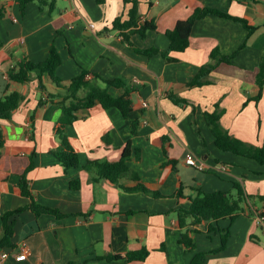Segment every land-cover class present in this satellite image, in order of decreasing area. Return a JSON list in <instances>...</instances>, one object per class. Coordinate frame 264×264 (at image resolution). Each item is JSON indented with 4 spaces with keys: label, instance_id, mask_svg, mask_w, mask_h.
<instances>
[{
    "label": "crops",
    "instance_id": "crops-1",
    "mask_svg": "<svg viewBox=\"0 0 264 264\" xmlns=\"http://www.w3.org/2000/svg\"><path fill=\"white\" fill-rule=\"evenodd\" d=\"M136 1L140 23L152 22L156 30L145 38L132 35L134 47H130L113 29L116 19L128 18L132 4L125 0H56L51 15L37 3L29 4L22 15L15 0H0L6 10L0 19V100L13 92L24 97L12 118L1 121L5 146L0 159V236L2 216L30 204L18 183L31 160L35 168L28 180L36 202L64 215L36 217L31 211L19 215L15 251L27 247L30 254L16 261L13 252L5 264H191L199 252L206 253L204 264H264V224L256 220V215H264V165L221 151L204 117L219 105L224 110L221 125L232 137L255 146L264 144V91L255 100L264 55V0ZM204 8L244 19L257 29L249 35L241 22L208 15L194 24L189 47L169 54L175 62L161 54L149 57L134 51H168L167 33ZM53 45L62 61L56 75L65 85L83 71L89 73V82L101 88L106 86L93 75L107 81L119 79L125 86L107 88L109 93L114 97L129 93L133 102L127 119L116 108L96 106L79 112V120L68 127L67 134L80 165L67 171L53 154L59 146L54 127L62 113L60 99L46 100L62 89L47 76L44 91L35 78L27 83L9 78L23 61H45ZM216 50L232 57L230 63L219 64L209 84L190 87ZM172 97L187 103L175 104ZM133 122L139 123L136 135ZM163 138L167 157L162 145L155 143ZM129 141L133 150L129 167L143 181L156 185L162 198L126 193L87 169L88 161L120 160ZM190 153L205 164L204 171L185 163ZM168 160L176 165L167 164ZM77 180L80 188L74 189L71 183ZM180 182L188 199L184 203L174 197ZM131 183L129 178L120 180L121 185ZM234 183H240L250 197L251 211L233 222L225 218L213 223L217 230L211 232L195 226L198 232L191 237L196 250L186 252L179 241L177 210L187 209L198 189L232 193ZM227 228L228 243L219 251L221 230ZM143 249L149 252L144 261L125 258ZM108 255L124 258L99 259Z\"/></svg>",
    "mask_w": 264,
    "mask_h": 264
},
{
    "label": "trees",
    "instance_id": "trees-1",
    "mask_svg": "<svg viewBox=\"0 0 264 264\" xmlns=\"http://www.w3.org/2000/svg\"><path fill=\"white\" fill-rule=\"evenodd\" d=\"M241 2L255 1V0H240ZM15 3L19 6L22 15L25 14L27 7L31 3H37L41 10H47L51 15L56 6V0H15ZM125 3H131L132 7L128 10V18L123 20L118 18L113 23V29L117 30L124 41L128 43L130 47H134L131 42V36L139 34L142 38L147 36L149 31L156 30V27L152 22L140 23L138 2L136 0H125ZM6 14V10L3 6H0V19ZM208 15H216L219 17L232 19L241 22L244 28L251 35L256 31V27L251 26L246 20L237 17H232L218 9L204 8L197 9L194 13L184 21H179L175 27L167 33L170 39V47L166 52H160L157 49L140 50L134 49L135 52L145 55L153 56L161 54L168 62H175L176 59L169 57L171 52H184L190 45V36L194 24ZM245 46V44L243 45ZM212 61L206 65H203L197 74L193 77L189 83L190 87H202L209 84V76L221 63H230L232 57L223 56L219 50L211 53ZM61 57L53 45L51 47L49 56L47 59L40 63H34L31 61H23L16 68L12 69L9 73V78L17 83H27L34 78L39 82L40 90L44 91L45 86L43 82L44 77L56 84L62 91L59 94H50L46 98L47 101L54 102L56 99H60L59 105L61 107V116L56 122L54 127V136L59 143V146L53 154L58 159L64 170L78 168L80 165L79 153L72 146L70 138L67 134L69 126L73 125L79 120V112L84 110H90L96 106H101L104 110L111 108L118 109L122 116L127 119L132 113L133 102L129 93H126L120 97L112 96L107 88H119L124 87L122 80L107 81L98 75H93L96 82H100L106 86L101 88L87 80L88 72L83 71L81 75L74 78L68 85H65L63 81L56 75L58 67L61 65ZM257 86L259 88L258 94L255 97L256 101L262 98L264 91V55L259 65V73L257 77ZM24 97L18 92L7 94L0 100V159L2 157V149L5 146V137L2 129L1 121L10 120L13 113L19 108L23 102ZM175 104L187 103L185 100L172 97ZM44 102L39 101V106H42ZM224 114L219 105L215 106V110L212 113L206 112L204 114L205 120L210 127V130L214 136L216 146L224 152L232 153L236 156L246 157L255 160L257 163L264 165V144L262 146H255L243 142L239 139L232 137L229 132L221 125V118ZM138 122L131 124L132 134L136 135L138 131ZM105 139V138H104ZM162 140V141H161ZM156 141V144H161L165 156L167 157L166 145L167 139H161ZM132 142L129 141L123 151L122 157L118 161H88L87 169L94 172L98 178L106 179L112 184H115L118 188L126 193H144L153 198H162L156 185L145 182L141 179L139 173L132 170L128 162L132 156ZM139 153V150H136ZM35 157V153L32 154L31 159ZM167 164L176 165L175 160H168ZM35 168L33 160L26 171L19 176L18 188L21 195L30 200V204L27 207L16 209L5 213L2 216V235L0 236V251L1 250H13L16 248V226L17 217L23 214L25 211H31L36 217L41 215H53L58 218L64 217L63 214L57 210L38 204L34 198V195L29 186L28 175ZM129 178L132 183L128 185H121L120 180ZM74 189L80 188V181H74L71 183ZM174 197L180 202L184 203L188 199L184 195V186L180 182ZM264 200V197L261 198ZM251 211L250 197L245 194V191L240 183H234L233 192H212L206 193L202 190H196V196L190 200V205L187 209L180 208L177 210L178 224L182 231L180 236V244L184 247L186 252H193L196 250V243L191 237V234L198 232L195 226L201 225L203 229L208 232L217 230L213 223H217L221 219L228 218L231 222L235 221L240 214H246ZM230 236L229 229L221 230V247L219 251L224 250L228 243ZM149 255L148 250L143 249L138 252L129 253L125 258L129 261H144ZM124 257L121 255H108L100 257L99 259L114 261L121 260ZM206 261V253H196L191 261V264H204Z\"/></svg>",
    "mask_w": 264,
    "mask_h": 264
},
{
    "label": "built area",
    "instance_id": "built-area-1",
    "mask_svg": "<svg viewBox=\"0 0 264 264\" xmlns=\"http://www.w3.org/2000/svg\"><path fill=\"white\" fill-rule=\"evenodd\" d=\"M13 21L15 23L18 22L16 18H13ZM92 28H94V25H91ZM89 77V76H88ZM87 77V78H88ZM143 107H147V102H142ZM185 163L188 166L194 167L200 171L205 170V164L199 160L195 155L188 154L185 159ZM256 220L258 224H264V215H256ZM13 252H16L15 249L13 250H1L0 251V264H5L13 255ZM17 254L14 256L16 261H23L27 258V256L30 254V250L27 247H23L19 252H16Z\"/></svg>",
    "mask_w": 264,
    "mask_h": 264
}]
</instances>
